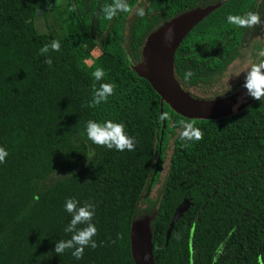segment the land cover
Instances as JSON below:
<instances>
[{"label": "trees", "instance_id": "obj_1", "mask_svg": "<svg viewBox=\"0 0 264 264\" xmlns=\"http://www.w3.org/2000/svg\"><path fill=\"white\" fill-rule=\"evenodd\" d=\"M127 2L145 15L104 19L100 9L112 0H0V147L8 153L0 164V264H133L129 233L137 222L147 226L153 264H264V100L243 87V72L264 47V24L227 21L249 11L264 21V0ZM217 2L178 45L172 72L194 99H235L227 117L186 119L130 66L143 63L144 43L162 23ZM39 15L50 21L44 32L34 26ZM52 41L60 50L41 55ZM97 67L115 94L88 107ZM90 119L123 123L134 149L92 144ZM191 122L202 138L181 140ZM89 149L95 155L88 161ZM67 198L95 205L98 247H86L79 260L72 249L54 252L56 241L71 236ZM183 199L191 205L165 245Z\"/></svg>", "mask_w": 264, "mask_h": 264}, {"label": "clouds", "instance_id": "obj_2", "mask_svg": "<svg viewBox=\"0 0 264 264\" xmlns=\"http://www.w3.org/2000/svg\"><path fill=\"white\" fill-rule=\"evenodd\" d=\"M74 10V9H73ZM104 19L112 20L120 12H133L143 17L145 15L144 9L137 7L133 9L128 4L127 0H112V3L105 4L100 9ZM229 24L235 25L238 28H254L261 24H264L261 16L257 12L249 11L244 15L227 16ZM164 41L167 45H170L175 38V30L169 27L164 33ZM59 51V41H52L49 45H44L40 49L41 55H47L49 50ZM259 59L257 62L250 64L243 73L245 74L243 87L246 93L251 98L261 101L264 100V47H261L257 53ZM45 63L49 66L52 64L51 59H46ZM93 79L97 82L92 86V99L87 105L88 107H96L102 103H107L108 98L115 94L116 85L113 83H100L106 75L102 67H97L92 72ZM193 73L189 70L185 73V78H190ZM98 84V86H97ZM235 107H238L235 106ZM234 107V110H235ZM167 114H163L161 119H164ZM184 130L180 136L181 140H199L202 138L203 133L196 129L194 122H191L183 126ZM85 132L87 139L92 144L99 147H106L109 150L115 149L117 151L133 150L135 146V139L130 137L125 131V125L123 123L114 122L109 119L104 122H97L95 120H88L85 124ZM184 147H189L188 143L183 144ZM8 153L0 147V164L6 162ZM88 161L95 155L93 149H89L85 154ZM67 177H72L70 174ZM64 209L70 214L71 220L65 228L66 233H71L70 238L61 239L55 242L54 252L59 256L66 250L72 249L71 255L77 260L82 259L83 253L86 247L95 249L98 247L96 241L93 239L97 235V228L92 222L95 216V205L88 201H85L83 205H80L79 201L74 198H67L65 200ZM104 242H101L100 246H103Z\"/></svg>", "mask_w": 264, "mask_h": 264}, {"label": "water", "instance_id": "obj_3", "mask_svg": "<svg viewBox=\"0 0 264 264\" xmlns=\"http://www.w3.org/2000/svg\"><path fill=\"white\" fill-rule=\"evenodd\" d=\"M221 3L194 9L162 23L144 43L143 63L130 66V70L138 78L146 81L171 111L186 119L216 120L227 117L231 113L230 104L235 99V95L218 100L194 99L178 86L172 72L173 55L180 42ZM169 27L175 30V38L170 45H167L163 37ZM238 92L241 93V90ZM190 205L188 200L183 199L175 208L165 231V245L173 224ZM129 253L133 264H153L148 229L144 222H137L130 229Z\"/></svg>", "mask_w": 264, "mask_h": 264}, {"label": "rangeland", "instance_id": "obj_4", "mask_svg": "<svg viewBox=\"0 0 264 264\" xmlns=\"http://www.w3.org/2000/svg\"><path fill=\"white\" fill-rule=\"evenodd\" d=\"M58 5H64L67 0H56ZM40 12H38L36 15H38ZM50 24V21L46 24L45 18L42 15H39L35 21H34V26L39 32H44L46 31V26ZM264 29V26H263ZM89 55L92 58H96L98 56V51L95 48H91L89 51ZM91 58L87 60V62L91 61ZM99 59H102V57H98ZM242 94V93H240ZM232 108L231 110H233Z\"/></svg>", "mask_w": 264, "mask_h": 264}]
</instances>
